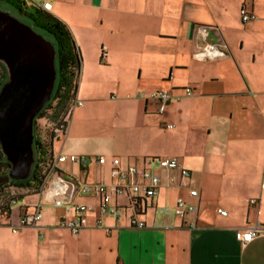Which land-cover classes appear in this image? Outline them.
<instances>
[{
	"label": "crops",
	"instance_id": "0c3cea01",
	"mask_svg": "<svg viewBox=\"0 0 264 264\" xmlns=\"http://www.w3.org/2000/svg\"><path fill=\"white\" fill-rule=\"evenodd\" d=\"M38 1L68 26L80 56L58 154L90 160L63 162L65 177L110 183L113 158L124 170L174 157L198 194L188 195L179 170L158 169L155 196H114L118 214L98 226L99 198L76 186L56 193L93 207L73 234L59 223L77 214L53 205L49 187L6 188L16 201L0 216V264H264V0ZM242 7L255 18L243 22ZM199 25L211 27L208 39L225 49L222 56L194 57ZM160 88L172 92L164 113L146 98ZM179 196L196 210L177 214ZM40 202L37 226L13 232L25 207ZM132 218L145 227L132 226ZM255 225L262 230L248 243L235 238Z\"/></svg>",
	"mask_w": 264,
	"mask_h": 264
},
{
	"label": "built area",
	"instance_id": "2783aa9c",
	"mask_svg": "<svg viewBox=\"0 0 264 264\" xmlns=\"http://www.w3.org/2000/svg\"><path fill=\"white\" fill-rule=\"evenodd\" d=\"M40 8L49 12L51 4L46 1L37 3ZM240 15L243 22L249 19L255 18L252 13L246 11L245 8L240 9ZM211 27L206 25H199L197 28L199 41L194 51V57L205 60L215 59L224 54V48L209 41L208 31ZM185 95L191 94V88L185 87ZM172 92L169 88H160L151 91L146 98L152 100L157 106L158 113H164L166 104L171 98ZM173 125L168 124L166 127L171 128ZM56 133V132H55ZM90 160L87 155H76V154H57L56 157L52 154V159L48 164L47 171L44 173V178L41 184H39L37 191L41 192L45 187H49L50 191L54 194L53 205L66 207V210L74 211L77 216L73 220H62L59 225L65 227L76 234L81 228L87 224L86 214L93 210L91 205L86 204H70L69 200L57 197L56 193H64L68 189H74L76 186L79 187L83 194H92L99 198V204L97 207L98 219L96 224L102 226V218L107 213H116L118 211L115 207L110 205V201L114 196L128 194L134 199L140 197H153L157 194L158 188L162 183V177L157 172L158 169H177L180 171L182 177L187 179L189 185L188 195L195 197L198 194L197 189L194 187V179L191 172L184 168L182 164L174 157H149L146 159V167L128 166L124 170H120L117 165L119 160L117 158L112 159L113 168L110 171L111 182L110 183H99V184H87L78 183L72 177H65L61 170V164L69 161L73 164L84 165ZM96 160L100 164L105 163L104 156L96 157ZM64 173V172H63ZM70 178V179H69ZM175 176H170L168 182L173 184L176 182ZM12 187V186H11ZM10 188L9 186L3 187L0 191V216L4 215L8 211V205L13 204L16 201L15 194L4 191V189ZM4 191V192H3ZM7 192V193H6ZM44 202V201H43ZM253 202V201H251ZM41 202L34 206L25 207L19 221L16 225L11 226L13 232H17L19 229L28 226H37V223L41 220ZM196 206L186 201L182 196L176 199L175 212L177 214H183L186 211L194 212ZM217 212L221 215H225L226 211L217 209ZM131 225L143 228L145 227L144 222L138 221L135 218L131 219ZM261 227L258 225L248 227L246 229L236 230L235 238L241 243L246 244L251 241L260 231Z\"/></svg>",
	"mask_w": 264,
	"mask_h": 264
},
{
	"label": "water",
	"instance_id": "95a60500",
	"mask_svg": "<svg viewBox=\"0 0 264 264\" xmlns=\"http://www.w3.org/2000/svg\"><path fill=\"white\" fill-rule=\"evenodd\" d=\"M52 43L0 9V61L7 80L0 87V147L10 163L0 188L29 177L36 159L34 121L50 100L56 68Z\"/></svg>",
	"mask_w": 264,
	"mask_h": 264
},
{
	"label": "trees",
	"instance_id": "16d2710c",
	"mask_svg": "<svg viewBox=\"0 0 264 264\" xmlns=\"http://www.w3.org/2000/svg\"><path fill=\"white\" fill-rule=\"evenodd\" d=\"M7 9L16 13L18 19L29 25L34 31L48 39L55 49L56 79L50 100L37 115L34 126L33 147L36 159L29 177L25 180H12L3 187H16L31 192L37 190L42 183L44 173L52 159L49 153L51 142L56 131L65 132L67 122L65 115L70 112L75 103L76 78L80 68V56L68 26L52 13L40 8L32 0H0ZM7 80V70L0 61V87ZM56 105H54V104ZM47 109L54 110L47 113ZM61 109V110H60ZM62 111V113H60ZM46 118L48 123L39 125L38 119ZM42 132V138L38 135ZM50 155V156H49ZM46 156L50 159L46 161ZM10 163L5 159L0 147V169L9 167ZM6 173V171L1 172ZM66 175L63 172H59ZM69 176V175H67ZM0 188V191L2 188Z\"/></svg>",
	"mask_w": 264,
	"mask_h": 264
},
{
	"label": "rangeland",
	"instance_id": "374dc122",
	"mask_svg": "<svg viewBox=\"0 0 264 264\" xmlns=\"http://www.w3.org/2000/svg\"><path fill=\"white\" fill-rule=\"evenodd\" d=\"M32 1H34L35 3H39L38 0H32ZM0 9H1L2 11L9 12V13L12 14L13 16L17 17L16 13H14V12L10 11L9 9H7V7H5L3 4H0ZM49 12H50V11H49ZM50 13H51V12H50ZM17 18H18V17H17ZM53 104H54V103H53ZM54 105H55V104H54ZM55 106H56V105H55ZM60 110H61V109H60ZM53 111H54V110H52V109H47V113H51V112H53ZM60 113H62V111H60ZM64 118H65L66 121H69V118H70V112H68V113L65 115ZM47 120H48V119H46V118H40V119H38L39 125H42V124L45 125L46 123H48ZM42 135H44V134H42V132H40L37 138H39V140H41ZM62 141H63V132H62V131H56V133L54 134V137H53V139H52V142H51L52 147H51L50 150H49V153H50V154H53L54 157L57 156V154H58V152H59L60 142H62ZM49 156H50V155H49ZM49 156H46V158H45L46 161H48V160L50 159Z\"/></svg>",
	"mask_w": 264,
	"mask_h": 264
},
{
	"label": "flooded vegetation",
	"instance_id": "af4514ba",
	"mask_svg": "<svg viewBox=\"0 0 264 264\" xmlns=\"http://www.w3.org/2000/svg\"><path fill=\"white\" fill-rule=\"evenodd\" d=\"M9 168H10V165H9V167H7V168H1L0 169V175H6L7 173H8V171H9ZM4 171H6V173H1V172H4ZM4 186V185H3ZM2 186V187H3Z\"/></svg>",
	"mask_w": 264,
	"mask_h": 264
}]
</instances>
